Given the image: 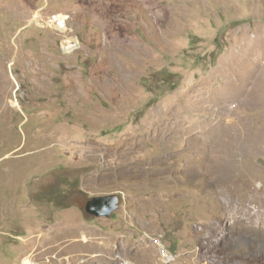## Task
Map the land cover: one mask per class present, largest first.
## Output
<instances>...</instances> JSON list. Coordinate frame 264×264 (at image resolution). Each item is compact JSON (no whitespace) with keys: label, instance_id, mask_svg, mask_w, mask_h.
Instances as JSON below:
<instances>
[{"label":"rangeland","instance_id":"374dc122","mask_svg":"<svg viewBox=\"0 0 264 264\" xmlns=\"http://www.w3.org/2000/svg\"><path fill=\"white\" fill-rule=\"evenodd\" d=\"M0 264H264V0H0Z\"/></svg>","mask_w":264,"mask_h":264},{"label":"water","instance_id":"95a60500","mask_svg":"<svg viewBox=\"0 0 264 264\" xmlns=\"http://www.w3.org/2000/svg\"><path fill=\"white\" fill-rule=\"evenodd\" d=\"M119 197L117 194L94 196L85 202L84 210L87 214L96 217H109L118 207Z\"/></svg>","mask_w":264,"mask_h":264},{"label":"built area","instance_id":"2783aa9c","mask_svg":"<svg viewBox=\"0 0 264 264\" xmlns=\"http://www.w3.org/2000/svg\"><path fill=\"white\" fill-rule=\"evenodd\" d=\"M57 23L60 26L62 23H64V20H62V22L58 21Z\"/></svg>","mask_w":264,"mask_h":264}]
</instances>
